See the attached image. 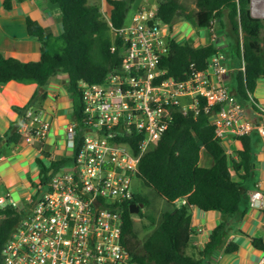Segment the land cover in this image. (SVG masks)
<instances>
[{"label":"trees","instance_id":"16d2710c","mask_svg":"<svg viewBox=\"0 0 264 264\" xmlns=\"http://www.w3.org/2000/svg\"><path fill=\"white\" fill-rule=\"evenodd\" d=\"M48 1L56 3L61 11V33H45L37 21L26 17L28 35L40 43L39 58L20 61L0 54V85L14 80L43 86L55 72L66 74L65 89L71 99L72 118L80 128L82 101L78 83L101 82L107 71L120 61L121 41L118 36H112L109 22L115 28L123 25L128 20L134 0H107L110 5L108 19L97 4H89L87 0ZM250 1L192 0L190 8L182 0H156V15L168 25L170 32L178 20L189 22L195 28L210 29L214 24L219 28L228 26L230 57L242 63V68L233 70L230 91L242 105L247 102L246 92H252L256 80L264 77V18L251 14ZM3 7L8 9L10 1L4 0ZM166 43L167 52L162 56L161 63L167 67L166 76L176 80L186 78L191 69H204L209 58L219 52L211 41L196 45L191 40L178 41L168 36ZM112 44L115 50L110 52ZM43 96L42 93L40 98ZM34 99L35 96L25 105L13 106V109L22 116ZM204 103V98L200 97L197 113L175 109L156 144L143 151L139 158L137 178L170 206L155 218L151 212L141 213L140 207L136 213L129 212L130 203L147 206L149 200L146 195L134 192L125 203L121 241L138 264H203L204 257L221 237L222 224L210 232L209 240L198 250L197 256L188 254L186 248L193 233L190 207L230 214L239 209L243 194L241 180L247 178L253 168L255 136L252 131L235 136L241 147L236 150V157L227 154L221 139L215 136L210 123L211 110L205 111ZM250 107L256 110L253 103ZM20 136L16 124L0 135V157L12 149ZM131 144L136 150L135 137L131 139ZM202 153L210 158L209 163L200 160ZM70 159V156L49 159L48 165H45L37 156L38 182L45 183ZM180 198H184L185 202L175 205L173 201ZM136 214L147 219L142 228L151 227L144 235H140L135 227L133 216ZM20 215L16 206H0V264L1 247ZM251 244L257 249H264L260 238L252 237ZM235 248L236 244L229 242L224 251L231 252Z\"/></svg>","mask_w":264,"mask_h":264},{"label":"built area","instance_id":"2783aa9c","mask_svg":"<svg viewBox=\"0 0 264 264\" xmlns=\"http://www.w3.org/2000/svg\"><path fill=\"white\" fill-rule=\"evenodd\" d=\"M250 11L263 15L264 0H251ZM109 25L112 36L121 41L120 61L101 82L78 83L80 128L75 121L66 126L71 159L34 186L1 247V264H138L122 244L121 223L123 207L135 192L139 158L156 144L173 111L197 113L200 97L204 110H211L215 136L254 130L264 143V119H243V106L225 82V54L217 52L204 69H191L186 78L176 80L166 76L167 67L161 63L170 33L156 15V4L143 2L123 25ZM114 50L112 44L110 52ZM246 95L257 107L251 92ZM259 114L264 116V108ZM22 117L19 132L24 139L41 141L49 123L33 107ZM260 196L253 191L252 203ZM5 204L16 206L7 192L0 195V206ZM257 264H264V258Z\"/></svg>","mask_w":264,"mask_h":264},{"label":"crops","instance_id":"0c3cea01","mask_svg":"<svg viewBox=\"0 0 264 264\" xmlns=\"http://www.w3.org/2000/svg\"><path fill=\"white\" fill-rule=\"evenodd\" d=\"M9 1L10 7L5 9L4 0H0V54L20 61H35L39 58L40 43L28 35L26 17L37 21L45 33L57 35L62 31L61 11L56 3L48 0ZM87 3L97 4L103 16L108 19L110 5L107 0H87ZM224 35L227 39L223 46L214 40L213 33L210 41H214L219 52L226 56L228 70L224 79L232 88L233 70L242 68V63L241 60L239 63L238 59L230 57L228 47L230 36L226 33ZM201 44L204 43L198 45ZM66 80L67 75L57 71L43 86L36 83L23 84L14 80L0 85V135L9 131L12 125L16 124L18 130L21 128L23 117L13 109V106H23L33 96H35L34 102L29 107L37 109L40 118L49 123V131L41 141L27 142L20 133L18 142L8 153L0 157L2 195L7 192L19 209L25 206L28 196L34 192V186L38 182V166L35 158L45 157L47 162L44 164L48 165L49 159L56 160L68 156L71 152L66 146V126L74 120L71 99L65 89ZM229 80L232 84H229ZM42 93L44 96L40 98ZM251 94L257 107L254 105L256 110H253L250 103H244L243 119H264V116L259 114L260 109L264 108V77L256 80ZM251 131L255 136L253 168L251 174L241 180L243 194L238 211L230 214L190 207V225L193 233L186 248L188 254L197 256L198 250L202 249L209 240L210 232L217 225L222 224L221 237L217 239L210 253L204 257L203 264H257L261 258H264V249H257L251 244L252 237L260 238L264 244V143L256 131ZM221 143L227 154L236 157V150L241 144L235 136L226 133L221 138ZM204 161H208V158ZM255 190L261 193L257 204H253L250 199V194ZM229 242L236 244V248L231 252H225L224 248Z\"/></svg>","mask_w":264,"mask_h":264},{"label":"rangeland","instance_id":"374dc122","mask_svg":"<svg viewBox=\"0 0 264 264\" xmlns=\"http://www.w3.org/2000/svg\"><path fill=\"white\" fill-rule=\"evenodd\" d=\"M149 2V3H156V0H134L131 3V8L129 10V16L134 11L140 4V2ZM188 7H192L193 3L192 0H182ZM261 18H264V14L259 16ZM170 36L175 38L178 41H184V40H191L193 43L196 45L200 43H206L207 41H210L211 34L213 33L214 40L218 42L221 46L226 44V36L224 33L229 34L228 26H225L224 28H219L216 24L212 26V29L208 31L206 28H194L189 22L185 21H176L172 25V32H170ZM214 43V41H211ZM215 44V43H214ZM229 84H232V81L229 80ZM205 155L202 153L201 160H205ZM208 158L207 163L210 162V158ZM41 160L46 163L47 159L45 157H41ZM133 190L135 192H140L144 195L149 200V204L147 206H142L141 207V213L143 212H151L153 216L156 218L160 214L161 211H163L166 208H169L168 203H166L163 199L158 197L151 189L145 187L142 182L138 178L133 179ZM3 194V190L0 186V195ZM21 204L18 205L20 207ZM133 220L135 223V227L139 229V234L144 235L147 233L151 227H145L142 228V224L147 222V219L143 217L142 215H134Z\"/></svg>","mask_w":264,"mask_h":264},{"label":"water","instance_id":"95a60500","mask_svg":"<svg viewBox=\"0 0 264 264\" xmlns=\"http://www.w3.org/2000/svg\"><path fill=\"white\" fill-rule=\"evenodd\" d=\"M143 206V203H130L129 204V212L131 213H136L138 211V208L139 207H142Z\"/></svg>","mask_w":264,"mask_h":264},{"label":"flooded vegetation","instance_id":"af4514ba","mask_svg":"<svg viewBox=\"0 0 264 264\" xmlns=\"http://www.w3.org/2000/svg\"><path fill=\"white\" fill-rule=\"evenodd\" d=\"M141 208V207H140Z\"/></svg>","mask_w":264,"mask_h":264}]
</instances>
